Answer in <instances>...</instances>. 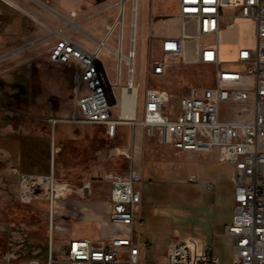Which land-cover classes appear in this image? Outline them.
Segmentation results:
<instances>
[{
  "label": "built area",
  "instance_id": "1",
  "mask_svg": "<svg viewBox=\"0 0 264 264\" xmlns=\"http://www.w3.org/2000/svg\"><path fill=\"white\" fill-rule=\"evenodd\" d=\"M234 10L230 16L225 10ZM135 10L131 20L130 47L125 55L124 4L104 39L95 49H88L62 36L49 50V60L72 69L74 113L70 118H51L75 124L101 125L109 138L115 139L118 127L129 125L142 129L143 135L156 138L165 146L179 152L212 153L218 161L234 168V215L225 234L233 239L230 264H264V0H180L182 35L162 40V57L148 61L147 74L164 75L173 66L190 64L212 67L214 84L208 87L185 88L179 96L161 88L148 87L142 107L138 105L139 85L135 81ZM195 24V33L187 29ZM251 26L253 45L240 47L235 63L243 64L245 73L225 67L222 53V31L238 25ZM118 31L119 48H112L108 40ZM211 38L212 41H205ZM194 42L195 59L188 54V43ZM103 50L113 53L116 81H112L101 57ZM123 63L126 81H123ZM246 77L253 79V87L246 85ZM119 91V95L117 94ZM134 94L131 116L125 115L124 92ZM118 115L115 116V112ZM135 147V146H134ZM52 151L56 152L52 142ZM131 165L124 173H109V221L125 227L124 236L94 242L87 238L71 239L67 244L66 261L70 264H221L213 246H207L202 257L193 255L189 243L175 240L162 262L141 258V247L133 225L142 224V172L135 169L134 151L125 153ZM21 203L29 204L43 190H49L50 251L46 259H20L11 250L1 254L3 264H56L53 254L55 203L65 198L68 190L56 184L53 173L38 175L19 173ZM188 180L196 182L195 175ZM66 186V185H61ZM211 188V185H207Z\"/></svg>",
  "mask_w": 264,
  "mask_h": 264
},
{
  "label": "rangeland",
  "instance_id": "2",
  "mask_svg": "<svg viewBox=\"0 0 264 264\" xmlns=\"http://www.w3.org/2000/svg\"><path fill=\"white\" fill-rule=\"evenodd\" d=\"M107 5L106 11L98 19L104 18V23H112L111 14L119 12L124 4L126 13L124 19V52L130 47L131 18L134 0H102ZM154 1L137 0L138 15L136 20V59L135 68L136 83L140 92L147 86L161 87L170 91L174 96H179L182 91L190 86L208 87L214 84L212 67L208 65L173 66L168 75L162 78L147 77L146 69L148 60L162 57L157 41L162 36H172L181 31V22L177 18L176 0L164 1L163 8L170 13V17L153 21L151 14L154 12ZM98 4L101 0H93ZM136 8V7H135ZM38 25V24H35ZM105 30V25H103ZM34 35L27 45L0 52V147L6 143L10 145L22 139L26 133L51 135L54 127L50 119L67 111L65 118H70L74 113V98L71 87V69L68 66L53 63L49 60V50L58 39L47 40L46 35L38 41V35L34 31V25L29 27ZM61 32V31H59ZM189 32L195 33L194 26L189 25ZM117 33H113L109 43L117 46ZM253 34L248 26L238 25L235 29L222 31V53L226 61L225 67L239 69L245 73L243 64L235 63L237 46L240 43L251 45ZM205 41H212L211 38ZM40 43L39 47L34 46ZM28 51L27 53L22 51ZM105 62L112 81H116L114 66L117 59L108 50H103L101 55ZM37 62V63H36ZM123 81H126V67L123 63ZM253 79L246 77V85L252 88ZM119 95V91H117ZM116 111L114 114L117 116ZM79 128L92 130L91 158L89 165L78 160L77 157L66 159L64 164L54 175L56 184L65 187V198L55 203L54 208V235L53 254L57 259L56 264H70L66 261V249L69 223L74 216L73 205L68 203L73 198L90 200L103 205L109 194L110 183L105 180L109 173H124L131 165V160L123 152L129 145L120 147L121 140L108 138L104 130L96 126L78 125ZM88 127V128H87ZM60 127L58 126V131ZM97 129V131H96ZM98 133V134H97ZM68 135L72 138L71 131ZM101 134V136H99ZM124 144L133 141L126 134ZM137 141L140 142V152L134 161V165L147 166L162 169L166 158L169 156L163 151V147L154 139H145L139 133ZM51 139V138H50ZM26 146L25 139L23 140ZM19 142V140H18ZM51 142V141H50ZM78 143V141H77ZM115 147L121 149L115 150ZM151 147V148H150ZM59 148V147H58ZM150 148V149H149ZM60 149V148H59ZM0 152V257L3 251L11 250L20 259L39 258L46 259L50 251V208L48 190H43L31 203H21L20 178L18 169H13L5 164L3 149ZM74 161V163H72ZM57 167V166H56ZM9 168L11 170H9ZM13 169V170H12ZM177 175H165L159 179L146 177L142 184V201L145 208H150L153 214L148 217L144 214L142 228L144 238L141 239L142 254L149 262H162L167 256L169 244L175 241L172 233L174 226L188 224V220L179 221L167 208L183 202L191 204V198L185 195L190 186L181 184L178 179L183 178V172L176 171ZM29 174V173H26ZM49 173L48 175H51ZM40 175V174H38ZM66 185V186H61ZM181 195V196H180ZM187 199V200H186ZM109 203L107 205V218L109 220ZM79 214L77 218L80 216ZM82 216V215H81ZM76 218V219H77ZM195 222L194 218H189ZM142 235V234H141ZM0 264H3L0 258ZM221 264L225 262L221 261Z\"/></svg>",
  "mask_w": 264,
  "mask_h": 264
},
{
  "label": "crops",
  "instance_id": "3",
  "mask_svg": "<svg viewBox=\"0 0 264 264\" xmlns=\"http://www.w3.org/2000/svg\"><path fill=\"white\" fill-rule=\"evenodd\" d=\"M164 1L166 0H157L156 2L154 1V12L151 14V16L152 20L155 22L160 21L162 18L170 17V13L163 8ZM176 2L177 18L181 22V31L180 33L172 36L160 37L157 43L159 46L158 51H160L161 54V43L163 39L168 37H180L182 35L180 0H176ZM104 3L105 2L102 0L98 4L94 3L93 0H0V52L11 50L22 45H27L28 42L32 40L31 38L34 37L32 34L34 32L29 30V27L33 25L34 31L38 35V41L45 35L48 37V41L53 40V38L58 39L62 35L88 49L93 50L97 47L98 40L105 38L107 34V27L114 23L119 13L115 12L110 15V17H113V22L111 24L104 23V18L98 19V17H100V15L106 11L113 9H108L107 5ZM134 4V7L137 8V20V0H134ZM233 13L234 10H225V14L228 16L232 15ZM190 24H192L195 29V24L193 22H188V31ZM103 25H105V30L103 29ZM244 25H246V23H244ZM246 26L249 27L253 34L254 29L249 25ZM117 43V46H113L110 43L109 45L115 49L119 48L118 33ZM39 44L40 43H35L30 49L39 47ZM252 45L253 41L251 45L240 43L237 46V51L240 47ZM194 48V42L188 43V54L191 59L196 58ZM122 50L125 55L129 50L127 49V52H124V40L122 44ZM22 52L27 53L28 51L24 50ZM170 70L171 68L164 75L155 78H162L168 75ZM147 77L151 76L147 74ZM148 87L154 86H147L146 88ZM145 90L142 95L139 87V107H142ZM65 115H67V111H64L63 114L57 115V117L53 118L67 119L65 118ZM78 125L89 127L96 126L98 129L104 130V133L107 136L105 127L101 125H85L75 124L67 121H59L52 128L51 135L48 132L35 135L26 133L22 138L27 142L25 143V147L23 145L22 139H17V142H12L10 145L5 143L4 146L0 147V149H3L5 164H9L11 168L18 169L22 173L40 175H48L51 173V171L55 174L56 169L62 166L66 159L70 160V158L75 159V157H77L78 160H82L84 164L87 163V165H89V159L91 158V141L93 139V131L89 129H81L78 127ZM58 126L60 127V131H58ZM68 130L71 131L72 138H70V135L67 134ZM139 133L145 139H154L156 142H158L156 138L145 137L143 135L142 129H134L129 125L119 126L117 130V136L115 138L116 140L122 139V141L118 143L120 144V147L129 145L128 148L123 149V152L129 153L134 151L135 159L137 158L141 148V141H137V135H139ZM126 134L128 135L129 140L130 137H132L133 140L132 142L130 140V143L128 144H124L125 139H127ZM99 136H101V134ZM52 142H54L56 148V152L54 153L52 151ZM160 145L163 147V151L169 156L166 158L164 167L162 169L150 168L147 166H142V164L137 165V163L134 165V167L135 169L142 172L144 183L146 182V177H149L150 180L152 178L159 179L169 174L175 177L177 175L176 171L183 172L185 175L183 178L178 179V181L181 184L190 186V190H188V193L185 195H188L189 198H191V204L184 205L183 202H180L171 208L165 209L167 212L170 211L173 216L179 219V221H189L186 225L180 224V226L173 227L172 233L175 240L189 243L193 255L197 258L202 257L205 253L206 247L211 245L213 246L214 254L220 258V261L225 262V264H230L234 243L232 237L225 234V229L232 224L234 215V185L232 180L234 175L233 166L230 164L220 163L218 161L216 150L212 153L189 151L179 152L173 147L162 144ZM120 147H115L110 154H113L115 150L117 151L118 149H121ZM1 151L2 150H0V152ZM72 163H74V161ZM9 170L11 169L9 168ZM191 175L196 176V182H190L188 180ZM207 185H211V188H208ZM110 188L111 186L109 185V194L107 196V200L102 203L104 206L100 205L98 202L81 200L78 198H73L68 201V203L73 205L74 216H78L79 214L82 216L80 215L78 218L77 216L71 218L69 223L70 227L66 231L69 235L67 244L71 239L87 238L98 243L103 239L109 240L113 237L124 236L127 234V228L115 226L111 224L107 218V205L109 203ZM143 210L144 205L142 201L140 207L142 218L144 217V214L147 217L153 214L150 211L152 210L150 208H145L146 212ZM189 218H194L195 222L190 221ZM133 228L137 242L141 247V258L147 261L142 254V247L147 248L141 244V239L144 238L142 233V224L136 222L133 225ZM166 254H168V250ZM166 257L167 256L163 257V261L166 259Z\"/></svg>",
  "mask_w": 264,
  "mask_h": 264
},
{
  "label": "bare ground",
  "instance_id": "4",
  "mask_svg": "<svg viewBox=\"0 0 264 264\" xmlns=\"http://www.w3.org/2000/svg\"><path fill=\"white\" fill-rule=\"evenodd\" d=\"M134 10H135V34H136V11H137V8H135L133 6ZM124 107L126 109V113L125 115L127 116H131L132 115V111H133V107H134V94L131 93L130 91H125L124 92Z\"/></svg>",
  "mask_w": 264,
  "mask_h": 264
}]
</instances>
